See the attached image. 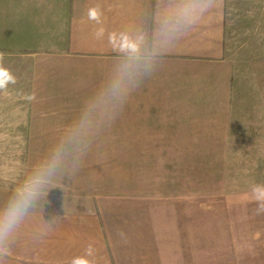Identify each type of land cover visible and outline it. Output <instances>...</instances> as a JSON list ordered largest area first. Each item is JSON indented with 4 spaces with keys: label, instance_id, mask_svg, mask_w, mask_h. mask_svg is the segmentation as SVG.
<instances>
[{
    "label": "crops",
    "instance_id": "1",
    "mask_svg": "<svg viewBox=\"0 0 264 264\" xmlns=\"http://www.w3.org/2000/svg\"><path fill=\"white\" fill-rule=\"evenodd\" d=\"M227 2L193 22L188 0H0V204L69 140L117 68L141 79L75 174L45 190L5 264H264V214L211 230L212 203L252 210L263 203L253 192L180 190L202 151H257L264 41L235 43Z\"/></svg>",
    "mask_w": 264,
    "mask_h": 264
},
{
    "label": "clouds",
    "instance_id": "2",
    "mask_svg": "<svg viewBox=\"0 0 264 264\" xmlns=\"http://www.w3.org/2000/svg\"><path fill=\"white\" fill-rule=\"evenodd\" d=\"M211 6L212 0H188L181 11L185 17L191 14L194 22L198 13ZM90 16L95 18L96 11L92 10ZM128 51L135 53L136 49L129 48ZM154 68L147 66L144 69L145 76L150 75ZM2 72L0 69V74ZM140 81L130 65L125 64L117 68L101 90L83 104L78 123L69 140L62 142L47 157L39 160L7 200L0 204V264H5V258L10 255L17 234L35 212L45 190L58 178L75 174L89 147L90 138L100 128L110 126L128 97L139 87ZM253 193L256 199L264 200V185L253 186ZM259 210L264 211V204ZM55 222L56 218H52L46 222V227L51 229ZM72 264H88V261L75 258Z\"/></svg>",
    "mask_w": 264,
    "mask_h": 264
},
{
    "label": "rangeland",
    "instance_id": "3",
    "mask_svg": "<svg viewBox=\"0 0 264 264\" xmlns=\"http://www.w3.org/2000/svg\"><path fill=\"white\" fill-rule=\"evenodd\" d=\"M227 14L235 43L249 40L264 41V0H228ZM259 115L258 143L256 153H238L233 144L215 145L213 150L200 154L198 158L187 161V169L192 175L181 176V192L193 195H231L239 192H253V186L264 185V121ZM194 150L199 145H193ZM212 147V146H211ZM195 153V152H194ZM244 153V154H243ZM194 155V154H193ZM195 156V155H194ZM182 171H185L182 168ZM189 174V172H188ZM264 204V200H261ZM239 201V206H227L223 202L211 204V230H233L236 217L250 214H264L259 207L250 210L249 204ZM223 216L226 222L218 223L216 217Z\"/></svg>",
    "mask_w": 264,
    "mask_h": 264
}]
</instances>
